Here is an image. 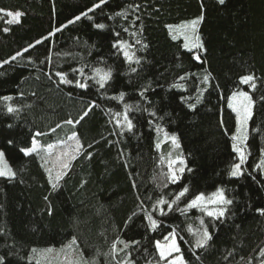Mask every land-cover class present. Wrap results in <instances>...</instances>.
<instances>
[{"label":"trees","instance_id":"1","mask_svg":"<svg viewBox=\"0 0 264 264\" xmlns=\"http://www.w3.org/2000/svg\"><path fill=\"white\" fill-rule=\"evenodd\" d=\"M97 3L0 0V9L23 13L13 25L0 13V97L13 98L0 99V150L15 173L12 179L0 177L4 264H37L29 261L33 248H60L73 238L76 255L82 252L95 264H165L155 244L164 243L173 230L187 264H264V215L257 211L264 209V169L257 167L264 159V0H225L223 5L219 0H108L88 12ZM78 15L79 21L64 27ZM201 16L198 34L204 48L196 60L168 26ZM96 23L105 28H95ZM57 28L62 31L55 32ZM117 41L130 45L140 64L129 65L112 47ZM18 52L23 55L12 60ZM88 66L111 68L112 79L104 89L93 81L87 91L58 84L56 72L74 79L73 68L84 67L87 75ZM205 75L207 84L202 83ZM246 75L256 78L254 91L240 83ZM145 88L146 100L139 95ZM238 90L248 91L255 105L244 174L231 178L228 173L238 157L231 139L236 119L227 97ZM120 92L126 93L123 101L112 99ZM93 103L79 124L65 123L79 119ZM125 103L133 106L129 117L135 127L121 135L114 114L123 113ZM8 104L19 111L8 113ZM136 106L141 110L135 111ZM156 126L178 138L176 153L184 158L185 171L175 183L165 175L166 154L172 150L166 143L160 151L155 148ZM37 132L44 135L35 136ZM74 132L85 150L69 161L53 189L49 170L53 177L61 170L58 157L74 145L69 139ZM33 138L44 150L25 156L20 148L31 147ZM185 186L188 193L170 212L167 205L165 215L154 210L158 199L172 201ZM218 188L233 200L222 222L196 208L180 211L195 195ZM145 213L157 221L155 230ZM201 219L213 238L206 249H194L196 237L188 228H199ZM117 238L139 242L130 244V257L121 252L113 259L111 244Z\"/></svg>","mask_w":264,"mask_h":264},{"label":"snow or ice","instance_id":"2","mask_svg":"<svg viewBox=\"0 0 264 264\" xmlns=\"http://www.w3.org/2000/svg\"><path fill=\"white\" fill-rule=\"evenodd\" d=\"M108 0H99V3L95 4L93 8L88 9V12H92L97 8H101L102 5L106 4ZM219 3L223 5L225 3V0H219ZM139 7V6H137ZM88 12H84L81 15L87 17L88 19H92V17L88 16ZM0 13H3V16L9 17V19L6 20V23L8 25L18 24L20 22V18L22 17L23 13L21 11H6L3 9H0ZM117 15H125V13L120 12L117 13ZM81 19V16L78 15L74 17V19L69 20L68 24L64 25V27H67L70 24H74L77 21ZM203 20V16L198 17L197 19L192 20L191 22L187 24H181L179 26H176V31L183 36V39L185 41L184 47L192 51L193 49H203L204 45L201 42L200 36L197 34V28L198 25ZM94 27L97 29L103 30L105 28V24L103 23H96L94 24ZM173 26H169V29L172 30ZM3 31L8 32L10 31L9 28H4ZM62 31L61 28L55 29V32ZM127 31V29H125ZM55 32L50 33V35H55ZM116 35H119L118 33ZM175 38V37H174ZM47 39V37H45ZM42 41L37 40L36 44H40ZM139 43V41H137ZM35 45H30V47H34ZM113 48H117L123 55L124 60L131 65L132 63L140 64L139 58L135 57V54L130 52V45L125 43L124 41H117L112 44ZM28 49H24V52H27ZM23 53L18 52L16 56H13L11 59L16 60L17 56H22ZM196 60H200L199 55L195 56ZM5 64L9 63V61H4ZM3 65H0L2 67ZM91 69V74L85 73V68H73L71 71L74 74V79L68 78L67 72H56L55 75L59 77L58 84L63 85H70L78 89L82 90H89V88L92 86L89 84V81H93L95 85H98L99 89H104L106 85H108L109 81L112 79V71L111 68L103 69L100 67H91L88 66ZM131 72H136V68H131ZM181 80H184V77H180ZM255 77L253 75H246L240 78V83L244 85H248L251 90H255L256 84H255ZM209 82V77L205 75L203 77L202 83L207 84ZM173 87H181L182 85H173ZM148 89L145 88L143 91L139 93L142 99H147L145 97V92ZM126 93L120 92L118 96L112 97V99H117L119 101H123ZM3 101H11L13 98L11 96H3L0 97ZM264 99V98H262ZM255 105V101L252 97V95L249 94L248 91H242L238 90L233 92L229 97H227V107L231 109L233 113H235L236 117V131L235 134L231 136V139L233 141L232 149L233 152H235L238 156L239 162L233 164L230 172L228 175L231 178H239L244 174V170L242 166L246 162V147H247V140H248V122L251 120L253 115V107ZM95 103L91 105V107L87 108V110L83 111V113L79 116V119L73 121L72 119H68L65 121L66 124L69 125H75L79 124L82 120L85 119L89 115V112L92 111V109L95 107ZM190 108L194 109V105H189ZM140 107L136 106L135 111H140ZM19 110L15 107H13L11 104L7 105V112L8 113H16ZM133 111V106L129 105L127 103L124 104V111L123 113L117 112L114 115L117 117L116 119V125L117 127L121 128V135H123L124 130L127 132H132L135 125L133 124L132 119L129 117V113ZM147 111V109H145ZM151 116H155L156 114L154 112L149 113ZM151 123V121L149 122ZM221 125H223V121H221ZM11 127V125H9ZM59 127V125H57ZM55 131V129H53ZM155 131L157 134V142L155 143V148L157 151H160L162 149L163 143L170 142L171 145L174 148H179L180 144L178 141V138L172 134L170 135L165 129L161 128L160 126L155 127ZM163 133V140H161L160 134ZM44 135V133L37 132L35 133V136H41ZM70 140L74 141V145L69 146V150L63 152L60 157H58V162L60 166V171H58L53 177L52 171L49 170L48 176H49V182L52 184L53 189L57 187L58 182L66 175L64 169H67L69 167V161L76 158V155L80 154L82 151H84V146L81 144L77 134L74 132L70 137ZM13 142L11 140L8 141V144L11 145ZM91 147V145H89ZM53 146L49 145L48 149L46 150L49 155H51ZM42 150V146L38 143V141L33 138L31 142V147H22L20 148V151L25 155L29 156L33 153L39 154ZM262 155H264V152H262ZM88 158L91 159V153L88 154ZM161 164L165 163V158L163 156L160 157ZM179 165V167H176ZM185 161L184 159L177 157L175 160L171 159V153H169V158L167 160V173L165 174L167 176L168 182L175 183L180 179L179 174H183L185 171ZM258 168L264 169V159L260 161V163L257 165ZM191 171V169H189ZM0 177H5L12 179L15 177V173L13 172L12 168L8 165L6 159H5V152L3 150H0ZM164 187H167V183L164 184ZM189 189L187 186H185L179 193L176 194L175 199L172 201H168L166 199L160 198L156 201V205L154 206V210H159L161 215H165V211L163 206L167 205V209L170 212L172 210V207L174 204H177L182 197H184L188 193ZM47 199V197H45ZM233 204V200L228 198L225 194L224 188H218L212 193L205 195L204 193H199L195 195L193 199H191L185 206L184 209H181V212H186L188 209L196 208L203 212L206 216L212 218L213 221H223V218L226 216V213L228 211V206ZM257 211L264 215V209H257ZM49 214L51 215V211H49ZM145 218L149 221V224L153 230L157 227V221L153 219L151 214L145 213ZM200 227L197 229H193L191 227L188 228V232L196 237L194 244L192 245V248L194 249H206L209 246V242L212 240L213 236L212 233H210L207 226H205V222L203 219L199 221ZM176 232L173 230L171 233H169L168 236H166L164 239L165 241H168V243L161 244L160 241H157L155 244V247L158 251L159 258L161 261H166L167 264H187L185 261L183 254L181 253V249L179 244L176 240ZM139 243L138 241L133 242H126L122 239L117 238L116 241H114L111 244V251L113 254V259L117 255H119L121 252L125 253V255L130 257V253L127 252V250L130 247V244ZM77 245V241L75 238L71 240V242L64 246L61 251H68L71 253L72 251H75L74 246ZM117 245H122L121 248H117ZM37 250L35 248L32 249V252L35 253ZM46 251L51 252L52 249H47ZM175 254V255H174ZM193 255H196V252L193 251ZM260 255L264 257V249L261 250ZM171 257V259H169ZM197 259L199 257L197 256ZM0 264H4V257H0ZM68 264H95V261H89L84 258V255L82 252L78 254V256L75 259H69ZM117 264H126V262H120L118 261ZM251 264V262H249Z\"/></svg>","mask_w":264,"mask_h":264},{"label":"rangeland","instance_id":"3","mask_svg":"<svg viewBox=\"0 0 264 264\" xmlns=\"http://www.w3.org/2000/svg\"><path fill=\"white\" fill-rule=\"evenodd\" d=\"M9 19V17H8ZM197 19V18H195ZM194 20V19H193ZM192 20H189V21H185L183 23H180L178 25H171L173 26L172 30L169 29V26H168V31H169V34L175 39H180L182 40V44H183V47H184V39H183V36L181 34H179L177 31H176V26H179L181 24H187L189 22H191ZM198 28H199V25H198ZM198 28H197V34H198ZM199 35V34H198ZM185 48V47H184ZM186 49V48H185ZM187 50V49H186ZM200 49H193L192 51L195 53V56L198 55V52H199ZM189 51V50H188ZM231 110V109H230ZM235 114V113H234ZM236 119V117H235ZM248 127H249V122H248ZM235 131H236V127H235ZM235 131L233 134H235ZM167 146H168V150H172V153L171 154V159L175 160L177 157H180L182 159H184L182 157V155L180 154V152L176 153V149L177 148H174L170 142L166 143ZM232 144H233V141H232ZM178 151V150H177ZM236 154V153H235ZM167 156V160L169 158V153L166 154ZM237 155V154H236ZM238 157V156H237ZM6 159V158H5ZM7 161V160H6ZM238 162H239V159H238ZM8 163V162H7ZM9 165V164H8ZM185 166V165H184ZM176 167H179V165H177ZM180 175V174H179ZM164 243H168V241H165ZM164 243H161V244H164ZM63 247H60V248H49V249H52L51 252H48L46 251L47 249H36L37 251L35 253L31 252V255H29V261H32V262H35L37 264H68V260L69 259H75L78 255H76L75 251H72L71 253H69L68 251H61V249H63ZM175 255V254H174ZM171 259V257L169 258ZM165 264H167V262H165Z\"/></svg>","mask_w":264,"mask_h":264}]
</instances>
